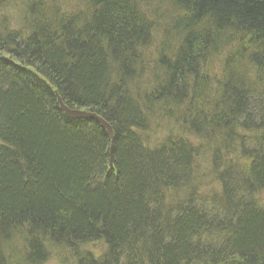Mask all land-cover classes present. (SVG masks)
Segmentation results:
<instances>
[{"label":"trees","instance_id":"16d2710c","mask_svg":"<svg viewBox=\"0 0 264 264\" xmlns=\"http://www.w3.org/2000/svg\"><path fill=\"white\" fill-rule=\"evenodd\" d=\"M157 1L172 9L162 39L178 43L173 60L163 47L159 60L137 53L159 23L135 10L142 0H92L102 8L85 27L56 0H25L18 30L0 1V264H45L53 247L75 264H264V0ZM50 12L57 29L47 35ZM39 65L50 89L31 69ZM51 88L112 124L113 167L106 132L61 112ZM192 104L203 121L189 118ZM163 118L209 145L220 193L194 186L205 177L193 160L201 143L168 134L147 148L146 126ZM222 140L250 158V177ZM96 243L98 257L84 248Z\"/></svg>","mask_w":264,"mask_h":264},{"label":"rangeland","instance_id":"374dc122","mask_svg":"<svg viewBox=\"0 0 264 264\" xmlns=\"http://www.w3.org/2000/svg\"><path fill=\"white\" fill-rule=\"evenodd\" d=\"M56 1L58 2L59 5L61 4H67V5L73 4L74 5V2L76 0H68V2H64L65 0H56ZM6 3H7V7L4 13L8 21L10 22L18 21V25H16L17 23H12L10 24V26L16 30L23 28L24 23H19V22L21 21L23 14H24L25 0H19V1H13V2L8 1ZM142 6L143 8H145V11L149 14L150 19L151 18L155 19L157 16L156 22H159L156 26L157 35L152 42V48L159 50L160 48L163 47L164 52H165V49L167 50V52L164 53L165 55L164 54L163 55L165 56V59H169L170 54L174 51V48L177 46L178 43H176L175 40H172L171 34H168L167 36L169 37H165V40H163L162 38H163V33L166 31L167 20L172 13V9L168 6V4L158 2L157 0H144V1L142 0ZM222 54L224 55L221 58H224L226 55L225 51ZM152 55H154L155 57L157 54H152ZM162 120H170V119L163 118ZM156 121L157 119L154 122ZM180 123L182 122L180 121L178 123V120H176V118H175V121L165 122L164 124H162L161 121L155 124L153 123L152 125L153 130L151 129L152 136L150 137V134L148 131L147 136L145 137V139L147 140V143L148 142L149 144L153 143V145L157 147L158 145L163 144L167 140L166 138L169 137L168 134H170L171 136L172 135H180V136L186 135L188 130H186L183 125H180ZM156 126H160V127H156ZM256 134L257 133L249 132L248 135L252 136ZM186 139H189L192 144L201 143L202 149H203L200 157L204 162L201 165L198 164L197 167H199L198 169L199 171L198 170L197 171H198V176L200 177L205 176V177L204 178L197 177L195 180L194 186L196 187V189H198L202 185V192L204 193L208 192L207 194H210V195L220 193L221 188L219 184L216 182L215 175L213 174L211 167L209 165L210 160H212V156H210L212 154V150H210L211 148L209 147V145L206 146L204 143L190 138V136L186 137ZM235 150H236L235 153L229 157V159L231 160V165L232 167L242 170L241 171L242 173H245L249 169L250 158H247L246 156L245 157L242 156L239 153V150L237 147H235ZM232 156L234 157L232 158ZM186 193H187V190H183L182 192L180 191L179 193H177V195L172 196V198L175 197L176 199H178V198L184 197ZM256 198L263 199L264 194L260 192L259 194H257ZM9 247H11L10 251L12 253L17 254L19 256V260L22 261L23 260L22 245L19 243H15ZM84 248L97 257L101 255L103 251H105L104 245H102L101 243L91 244ZM51 252H53L54 255L45 264H75V260H76L75 256L71 253H68L64 249L53 247L51 249ZM12 264H16L15 261Z\"/></svg>","mask_w":264,"mask_h":264},{"label":"bare ground","instance_id":"6f19581e","mask_svg":"<svg viewBox=\"0 0 264 264\" xmlns=\"http://www.w3.org/2000/svg\"><path fill=\"white\" fill-rule=\"evenodd\" d=\"M1 1V3H3V4H6V2H8V1H10V2H13V0H0ZM5 1V2H4ZM90 1H92V0H89V1H85V0H76L75 2H74V5L72 4V5H67V4H61L59 7H58V11H60L61 13H63V14H66L67 12L70 14V13H77V14H82L81 16H82V19L83 18H85V24H83L82 26L83 27H85V25L87 26L88 24H90L91 22H92V20H93V17L94 16H96L97 15V11L98 10H100L102 7H100V6H93V5H91V7H90ZM64 2H68V0H65ZM29 3H31V2H29ZM135 10L137 11V12H142V13H145L146 11H145V8H143V6L141 7V6H139V7H135ZM57 18V17H56ZM52 20H54V21H57L56 19H54V16L53 15H51V12L48 14V18H47V21H48V23L49 24H45V27H44V32L47 34V35H52V34H54V32L56 31V26H53V23L51 22ZM235 44V43H234ZM234 44L232 45L231 43H229V44H227V43H225V45H226V47H228V48H231V47H233L234 46ZM236 45V44H235ZM239 48H240V46H239ZM157 49H155V48H152V46L151 47H148V48H145V49H142V50H140V49H137V53H142V54H147L148 52L150 53V55H152V54H157ZM161 57H163V55H161V54H157L155 57H154V60H159ZM174 59V55H171L170 57H169V59L168 60H173ZM28 63H30L29 61H27ZM31 64V63H30ZM40 66V65H39ZM31 69L32 70H37V75H39L38 77L41 79V80H45V82H46V86L50 89V86H52L51 85V81L45 76V75H43V73L41 72V71H43V68H42V66H40V68L39 67H35V66H31ZM145 71L144 70H139V69H134V68H131V72H130V76H138V77H141V78H143L144 79V81H145V83L143 84V82L144 81H142L141 83L144 85V86H147V85H149V84H147V83H149V80H148V82H147V77L143 74ZM212 72H209V74L212 76V74H211ZM36 74V73H35ZM112 74H114V71L112 72ZM202 74H204L203 72H202ZM106 77H107V75H106ZM147 78V79H146ZM210 78V77H209ZM211 79V78H210ZM212 80V79H211ZM140 83V81H136L134 84L135 85H138ZM51 90H52V93L54 94V96H55V98H57V103H58V108H59V110L61 111V112H63L62 111V109H61V106H60V104H59V98L61 99V101H63V97L61 96V94L58 92V90H56V89H53V88H51ZM257 94H260L261 95V99H263L262 100V102H264V88H261L260 89V91H259V93H257ZM64 103V102H63ZM191 103H193V100H192V102ZM65 105V104H64ZM193 106L189 109L190 111H192L193 113L190 115V119H195V120H197V121H203L204 119H205V113H204V111H203V109H202V107L201 106H199L198 104H192ZM66 106V105H65ZM66 107H68V106H66ZM69 109H72V108H70V107H68ZM171 110H173V109H171ZM96 118H87V120H93V121H96L97 122V124L106 132V134L108 135V131H110V129H112V131H113V133H114V128H113V126H112V124L109 122V121H107L101 114H99V113H96V112H91ZM93 116V117H94ZM83 119H85V118H83ZM170 120H162V122H169ZM155 123H157V121L156 122H154V124ZM152 123L151 124H148L147 126H146V128H147V132L142 136V137H146L147 136V133H148V131H149V134H150V137L152 136V133H151V129L153 130V128H152ZM114 135H115V133H114ZM180 136V135H179ZM178 136V137H179ZM185 136V135H184ZM185 139H186V137H185ZM110 140V139H109ZM146 140V139H145ZM1 141V140H0ZM146 142H147V140H146ZM223 142V143H222ZM222 142H221V144L223 145V144H227V146H225V148L227 147L228 149H225L226 151H230V150H232L235 146H234V142L232 143V145H231V142H227V140H222ZM110 143H111V141H110ZM114 143H115V141H114ZM0 144H2V145H4V143H0ZM152 147H154L153 146V143H151V144H148L147 145V148H152ZM242 148V147H241ZM114 149V148H113ZM245 150V148H242V150ZM223 159H227V157H223ZM113 160V161H112ZM114 160H115V157H114V150H112V148H111V146H110V148H109V164H110V166L111 167H113V165H114ZM195 162H197L198 164H202L204 161L201 159V157H196V158H194L193 159ZM213 162H214V159L212 158V160H210V164L209 165H211V167H212V164H213ZM193 168V167H192ZM195 168H197V170L199 169V167H195ZM250 175V174H249ZM248 174H247V172L245 173V177H248L249 176ZM251 176V175H250ZM249 176V177H250ZM208 190H210V189H208ZM259 192H261V193H263L264 194V190H262V191H259ZM206 193H208V192H206ZM259 194V193H258ZM215 195V194H214ZM254 198H255V196H254ZM256 199V198H255ZM256 200H258V201H260V200H262V198L261 199H256ZM263 200H264V198H263ZM87 246H89V245H87Z\"/></svg>","mask_w":264,"mask_h":264},{"label":"water","instance_id":"95a60500","mask_svg":"<svg viewBox=\"0 0 264 264\" xmlns=\"http://www.w3.org/2000/svg\"><path fill=\"white\" fill-rule=\"evenodd\" d=\"M59 104L61 106L62 111L70 118L72 119H87V118H96L91 112H87V111H83V110H77V109H69L68 107H66L63 103V101H61V99L59 98ZM94 116V117H93ZM108 137L111 141V148L113 150L114 148V141H115V135L112 131V129H110V131H108ZM113 161V160H112Z\"/></svg>","mask_w":264,"mask_h":264}]
</instances>
